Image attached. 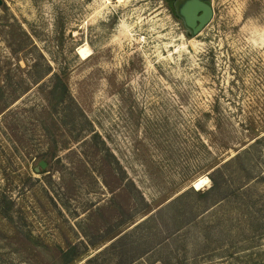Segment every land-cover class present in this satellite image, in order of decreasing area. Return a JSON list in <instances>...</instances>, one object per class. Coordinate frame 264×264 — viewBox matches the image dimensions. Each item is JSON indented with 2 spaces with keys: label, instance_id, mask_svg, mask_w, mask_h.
<instances>
[{
  "label": "rangeland",
  "instance_id": "1",
  "mask_svg": "<svg viewBox=\"0 0 264 264\" xmlns=\"http://www.w3.org/2000/svg\"><path fill=\"white\" fill-rule=\"evenodd\" d=\"M209 1L0 0V264H264V0Z\"/></svg>",
  "mask_w": 264,
  "mask_h": 264
},
{
  "label": "water",
  "instance_id": "2",
  "mask_svg": "<svg viewBox=\"0 0 264 264\" xmlns=\"http://www.w3.org/2000/svg\"><path fill=\"white\" fill-rule=\"evenodd\" d=\"M173 8L192 37L197 36L213 17V7L209 0H175ZM45 167L46 162L40 161L34 171L38 173Z\"/></svg>",
  "mask_w": 264,
  "mask_h": 264
},
{
  "label": "bare ground",
  "instance_id": "3",
  "mask_svg": "<svg viewBox=\"0 0 264 264\" xmlns=\"http://www.w3.org/2000/svg\"><path fill=\"white\" fill-rule=\"evenodd\" d=\"M192 37V36H191ZM202 181H207L206 183H201ZM209 183V180L207 177H201L199 179H197L196 181H194L192 183V187L196 190H200L203 186H205L206 184Z\"/></svg>",
  "mask_w": 264,
  "mask_h": 264
},
{
  "label": "snow or ice",
  "instance_id": "4",
  "mask_svg": "<svg viewBox=\"0 0 264 264\" xmlns=\"http://www.w3.org/2000/svg\"><path fill=\"white\" fill-rule=\"evenodd\" d=\"M207 181H202L201 183H206Z\"/></svg>",
  "mask_w": 264,
  "mask_h": 264
},
{
  "label": "flooded vegetation",
  "instance_id": "5",
  "mask_svg": "<svg viewBox=\"0 0 264 264\" xmlns=\"http://www.w3.org/2000/svg\"><path fill=\"white\" fill-rule=\"evenodd\" d=\"M175 1V0H174Z\"/></svg>",
  "mask_w": 264,
  "mask_h": 264
}]
</instances>
